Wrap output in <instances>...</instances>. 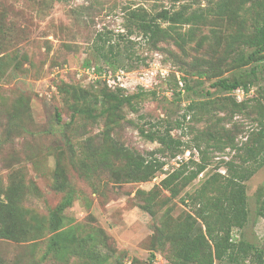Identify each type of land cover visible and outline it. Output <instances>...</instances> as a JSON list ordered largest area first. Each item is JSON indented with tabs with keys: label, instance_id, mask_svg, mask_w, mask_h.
<instances>
[{
	"label": "rangeland",
	"instance_id": "1",
	"mask_svg": "<svg viewBox=\"0 0 264 264\" xmlns=\"http://www.w3.org/2000/svg\"><path fill=\"white\" fill-rule=\"evenodd\" d=\"M210 1L218 0H0V203L15 210L18 227L14 237L0 233V264H145L150 254L155 255L153 264H173L159 243L189 212L179 196L193 193L216 169L224 174L220 162L234 152L210 150L207 169L178 197H170L156 187L198 154L186 146L165 149L143 138L139 129L155 135L168 131L173 140L189 146L200 142L197 137L209 125L221 130L235 124L246 131L254 127L252 118L240 114L226 121L230 112H220L219 98L244 101L264 88V79L246 96L240 91L226 95L214 92L211 81L199 79L198 85L196 77L183 74L193 91L176 94L174 80L193 59H221L235 24L213 15L184 51L170 39L153 48L131 28L132 56L121 58L115 69L105 65L91 44L99 32L126 35L130 10L152 15L183 7L200 11ZM176 29L186 33L189 27ZM231 75L230 66H223L222 77ZM117 87L122 95L140 96L133 100L134 109L124 105L102 113L107 105L95 100ZM205 100L212 101L205 110L184 117L190 101ZM75 102L89 106L95 118L74 115ZM243 140L244 133L236 132L235 142ZM117 148L157 159L164 167L146 182H130ZM245 185L248 220L244 228L233 230L232 240L264 250V218L259 214L264 168ZM141 191L155 194L151 203ZM52 218L59 220L58 231L66 237L53 241ZM255 263L248 256L243 264Z\"/></svg>",
	"mask_w": 264,
	"mask_h": 264
},
{
	"label": "trees",
	"instance_id": "2",
	"mask_svg": "<svg viewBox=\"0 0 264 264\" xmlns=\"http://www.w3.org/2000/svg\"><path fill=\"white\" fill-rule=\"evenodd\" d=\"M127 15L129 24L125 26L126 35L99 32L91 44V49L108 67L115 69L121 58L132 56L133 41L128 35L132 33L131 28L153 48H156L159 42L170 39L176 47L184 51L186 42L192 41L196 30L205 26L207 18L213 15L235 24V29L223 46L221 59L217 63L200 58L193 59L187 69H183L182 74L174 80V86L178 88L176 94L193 91L184 75L196 77L198 85L202 84L199 79L211 81L210 87L215 89L214 92L228 95L240 91L245 96L260 77L264 79V0H218L214 3L210 1L209 6L200 11L189 12L183 7L174 12L162 10L154 15L130 10ZM162 23L166 26H162ZM182 26L189 27L186 33L177 31L176 28ZM225 65H229L232 70L230 77H222V68ZM213 70L215 72L211 73ZM121 91L117 87L114 92H103L95 100V104L107 105L102 108V113L117 110L124 105L134 109L133 100L140 96L122 95ZM219 99L220 112L225 114L227 109L230 112L229 120L226 121L230 122L236 115L241 114L252 118L254 127L245 131L243 126L234 124L232 129H235V132H232V129L219 130L214 128V125H209L206 130L200 132V137H197L200 142L197 141L193 146L173 140L168 131L163 135H155L139 129L143 138L156 141L165 149L178 150L186 146L187 150L192 149L198 154L197 159L190 157L167 173L156 187L167 191L170 197H178L183 189L207 169L210 164V150L229 148L234 152L228 161L220 162L225 168L224 174L216 169L193 193L185 192L179 196L181 203L188 206L189 212L182 222H176L174 228L166 235L167 240L159 243V248L166 251L167 260L173 264H214L216 261L243 264L248 256L256 261L255 264H264L263 249H257L245 241L232 240L233 230L244 228L248 220L245 182L264 168V88L241 102L230 98V95ZM82 102H86L85 96L82 97ZM211 102L190 101L185 108L184 117L190 113L193 115L195 110H205ZM73 107L74 115L95 118L92 109L86 104L75 102ZM219 119L221 120L218 118L217 122ZM57 120H60L58 114ZM236 132L244 133V140L240 143L235 142ZM115 153L117 158L123 159L130 182H146L164 167V163L157 159H146L119 148ZM141 193H145L151 203L155 194L142 191ZM15 214V210L8 204L0 203V233L4 237H14L15 233H18ZM259 214L264 218V202L259 208ZM59 224V220L54 218L49 223L51 231L55 233L53 241L62 236L66 237L65 232L58 231ZM157 232L159 233V228ZM154 259L155 255L150 254L145 264H153Z\"/></svg>",
	"mask_w": 264,
	"mask_h": 264
},
{
	"label": "built area",
	"instance_id": "3",
	"mask_svg": "<svg viewBox=\"0 0 264 264\" xmlns=\"http://www.w3.org/2000/svg\"><path fill=\"white\" fill-rule=\"evenodd\" d=\"M110 82H111L110 80H107V84L111 86ZM113 84H116L115 81H113ZM121 86H122V85H120V87H121Z\"/></svg>",
	"mask_w": 264,
	"mask_h": 264
}]
</instances>
